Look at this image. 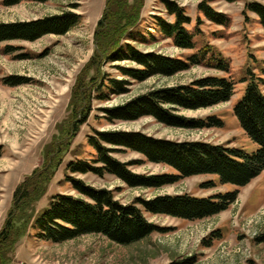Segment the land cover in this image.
Here are the masks:
<instances>
[{
  "label": "rangeland",
  "instance_id": "374dc122",
  "mask_svg": "<svg viewBox=\"0 0 264 264\" xmlns=\"http://www.w3.org/2000/svg\"><path fill=\"white\" fill-rule=\"evenodd\" d=\"M108 1L50 0L41 3L23 0L18 5L6 6L5 0H0V26L45 21L66 13L82 17L80 24L65 35L46 34L33 42L17 40L0 44V233L13 210L17 188L37 169H42L50 157L55 155L56 159L51 164L58 162V154L62 159L47 194L34 207L28 206L15 223L13 233L18 240L17 247L12 253L5 251L3 256L11 262H2L0 257V264H264V171L243 188L223 185L218 176L211 175L184 178L162 188H133L108 173L100 177L93 173L72 174L67 169L72 162L96 160V151L88 142L95 131L141 133L158 140L205 143L255 153L259 146L241 127L235 107L246 93L251 73L264 80V28L255 14L244 15L247 3L264 5V0L235 3L170 0L182 7L193 21L186 27L194 36V50L177 48L172 39L160 32L156 17L175 22L163 0H145L138 28L144 38L136 42L127 40L128 43L143 53L182 60L211 46L229 60V72L196 66L173 77L154 76L139 82L123 76L119 70V67L138 68L136 64L105 62L103 75L126 81L127 92L122 95L112 92L108 100L102 102L95 90L88 122L76 134H70L72 105L82 104L79 86L83 81L88 84V79L93 77L89 66L96 51L98 24L105 15ZM201 3L226 15L229 24L222 26L209 21L199 10ZM213 76L228 78L235 84V93L229 102L199 111L176 109L172 113L194 120L221 119L225 123L223 128L185 130L168 127L153 117L115 122L105 118L104 109L123 108L150 92L190 85ZM11 79L22 84H8L6 81ZM107 147L115 151L111 154L113 158L130 164L128 170L133 175L148 178L178 174L171 167L148 161L140 153L112 145ZM68 177L95 190L112 192L115 200L124 206L135 205L157 231L131 246L95 234L65 243L40 238L34 224L36 214L48 207L53 196L70 195L88 201L68 182ZM211 182L214 185L208 186ZM228 193H238L228 210L198 221L154 215L136 203L184 195L207 199ZM29 219L32 222L26 227L24 224Z\"/></svg>",
  "mask_w": 264,
  "mask_h": 264
},
{
  "label": "trees",
  "instance_id": "16d2710c",
  "mask_svg": "<svg viewBox=\"0 0 264 264\" xmlns=\"http://www.w3.org/2000/svg\"><path fill=\"white\" fill-rule=\"evenodd\" d=\"M23 0H5L6 6H15ZM41 3L50 0H36ZM235 3L239 0H226ZM169 15L175 17L171 23L156 17L160 32L172 39L177 48L194 50V36L187 29L192 24L185 10L177 3L163 0ZM145 0H109L105 15L99 21L96 32V51L92 58L89 72L93 77L88 84L81 82L80 106L72 105V123L69 133H77L91 115V99L94 91L98 92V100L105 102L108 95H122L126 91V81H117L103 75L104 63L131 62L138 68L119 67L123 76L144 82L151 77H173L186 72L192 67L205 66L222 72H229L230 62L220 52L211 46L189 57L186 60L162 56L156 53H143L127 40H143V32L138 30L141 22ZM199 10L206 18L217 25H228L230 20L226 15L217 13L207 3H201ZM255 14L264 28V5L257 2L247 3L244 15ZM82 17L75 13H66L59 17L48 18L20 25H1L0 44L17 40L36 41L46 34L65 35L80 24ZM8 84L20 85L14 79ZM264 80L251 73L246 93L235 107V115L250 139L259 148L253 154L244 150L224 148L205 143H178L158 140L141 133H115L95 131L89 137V145L96 151L93 162H72L67 167L72 174L93 173L103 177L106 173L117 176L133 188H162L174 185L184 178L211 175L218 176L223 185L231 184L246 187L264 171ZM235 93V84L228 78L213 76L190 85L176 86L150 92L137 97L126 107L104 109L103 112L110 122L133 121L145 117H153L168 127L185 130H201L205 128H223L221 119L208 117L204 119H187L176 116V109L199 111L209 109L229 102ZM107 145L125 148L142 154L148 161L173 168L177 175H158L144 177L133 175L128 167L130 164L120 163L111 156L114 150ZM1 156V155H0ZM50 157L42 169H37L33 175L21 184L14 195V207L10 213L3 231L0 233V257L2 262L10 263L4 258L5 251L14 252L18 240L13 233L15 223L26 212L28 206H35L48 191L52 180L62 163L60 154ZM100 164L101 166H94ZM76 191L88 201L70 195H55L46 209L36 214L35 226L40 238L54 243H65L86 235H102L111 241L131 246L138 244L157 231L147 222L143 212L135 205L124 206L115 200L112 192L95 190L83 184L82 181L68 177ZM214 185L209 183L208 186ZM238 193H228L207 199L189 195L163 197L152 203H140L154 215H168L187 221H198L216 216L235 202ZM34 214V213H33ZM32 219L24 224L30 225ZM18 239V238H17ZM264 242V237L262 238ZM181 264H192L186 262Z\"/></svg>",
  "mask_w": 264,
  "mask_h": 264
}]
</instances>
